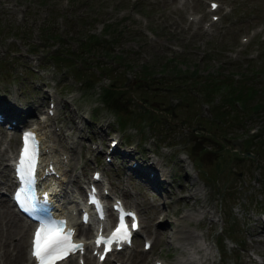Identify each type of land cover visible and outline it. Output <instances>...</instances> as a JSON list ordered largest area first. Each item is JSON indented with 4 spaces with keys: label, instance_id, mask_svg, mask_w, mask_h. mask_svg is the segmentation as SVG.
<instances>
[{
    "label": "rangeland",
    "instance_id": "obj_1",
    "mask_svg": "<svg viewBox=\"0 0 264 264\" xmlns=\"http://www.w3.org/2000/svg\"><path fill=\"white\" fill-rule=\"evenodd\" d=\"M15 1L20 4L26 3L19 17L13 14L18 12L17 9L13 13L7 11L0 15V88L7 87L17 98V104H21L29 98L42 101L40 85L35 84L34 81L40 83V76L36 74L43 71L49 81H55L54 84H49L56 95V118L62 122L67 133L69 128L73 130L72 146L68 149V166L76 169L84 161L82 153L90 151L84 147L88 145V139L84 138L87 124L84 119H81L80 113L89 115L91 109L92 112H97L93 119L100 121L102 126L110 117L108 126L126 129L124 125L121 127L122 124L117 117L114 118V111L122 119L124 113L129 114L130 109L133 108L135 112L131 114L137 131L128 132L129 140H135L136 135L139 134L143 143L141 146L153 148L159 157L162 150L158 144L173 143L172 148L175 151L182 148L189 152L199 165L198 178L207 185L210 184V191L204 197L208 203L212 204L210 207L204 205L203 209L209 211L210 216H216L218 210L223 215V229L216 235L219 249L222 251L218 264H252L249 250L263 253L264 259V223L259 218V213L264 212V164L259 165L253 161V158L242 156L229 148L235 135L241 136L240 132L244 131L245 126L251 121H256L259 128L264 127V106L252 105L257 97H264V63L261 65L262 68L254 72L250 70L252 60L248 61L247 67H240L238 64L240 58L235 60L227 58L221 50L228 47L230 42L237 43L236 35L241 31L239 20L236 21V14L229 12L226 18L218 20L214 26L212 24V28L209 29L212 34L204 35L208 42L204 46L205 52L202 55L193 52L195 46L193 44L199 38L197 33L193 32L189 35L184 33L178 37L184 46L177 54V60L181 63L178 64L167 58L161 48L163 39L178 35L170 31V28H176L174 12L181 11L178 0H172L173 8L169 12L167 0H68L62 9L59 8V0ZM221 1L227 2V0ZM248 2L249 7L256 11V18L264 17V0ZM129 4L132 5V9H127ZM132 12L143 14L146 24L153 32V37L146 38L138 28L141 24L131 16ZM78 17L80 20L76 21ZM123 17L127 19L122 20ZM109 18L114 19L110 22L113 28L112 33H109L106 27L103 31H107L113 40L104 43V47L107 48L108 54L112 55L115 52L113 59L99 57L96 53H99L100 48L96 47L91 56L84 60L67 56V64L65 62L58 67H49L50 64H45L48 61L47 54L57 55L61 51V48H57L49 53L46 52L49 41L45 40H48L50 35L53 37L49 39H53L60 33V39L65 42L64 47L69 50L83 31H86L88 27L93 29V21L103 22ZM262 26L264 29V21ZM69 30L73 34L71 37ZM94 32L98 31L94 30ZM109 36L105 34L102 37L107 39ZM157 40L160 42L158 43ZM22 45L28 51L24 56L18 53ZM262 45H264V39L257 37L255 42H249L247 49L259 48ZM37 47H41L46 53L38 59L37 63L32 64L28 55L34 54L33 51ZM249 50L253 51L252 48ZM37 51L43 53L39 48ZM96 58L99 62L95 61ZM91 62L96 63L99 68L96 76H93L94 70L87 66ZM79 65L81 67L77 72L81 71L80 76L84 80L82 87L74 79ZM32 67H37L35 74L29 71ZM196 68H200V71L196 72ZM231 70L241 73L236 87L239 88L242 109L240 110V106L237 109L231 102H222L217 112L218 116L214 115L216 109L213 106L210 107L208 117L199 114L196 116L197 100L210 98L212 90L206 91L211 81H216V76H221L222 78L217 82L218 88H226L227 86L220 81L228 79ZM87 71L89 74H86ZM101 73L104 78L100 77ZM96 78H99L97 83H95ZM201 79L204 80L203 83L200 82ZM244 80L246 85H242ZM121 81L124 82V86L119 84ZM43 84H47L46 79ZM248 92L250 95L247 94ZM178 93H182L181 99L176 98ZM168 94H170L169 98ZM134 96L145 101V109H140V104L133 99ZM66 99L69 103L65 101ZM105 100L106 110L104 105H100ZM32 106L33 104H30V107ZM66 106H74L77 111H70ZM247 111L249 117H243L242 115ZM232 113H236L234 118H231ZM197 119H199L198 122ZM145 121L150 122L151 126L143 129L142 123ZM79 124L81 126L78 127ZM192 125L197 126L192 127ZM7 144L10 145V142ZM1 146L0 144V158L4 156L1 155L4 154V148ZM241 146L240 150L249 148L264 161V129L253 139L243 141ZM191 163H193L192 160ZM254 164L259 167L258 184L248 180L250 169L255 166ZM0 168V186H5L6 173L3 172L1 162ZM175 168L176 163L166 169L175 173ZM184 178L187 179V176ZM192 179L198 183L195 177ZM113 183L115 184V181ZM175 184L172 185L174 189L178 185ZM180 187L184 189L186 185L181 184ZM131 200L134 201V199ZM157 200V196L153 197V192L147 191L134 201L141 216L143 234L151 233L153 227H156L151 218L154 217L156 210L163 209L158 205ZM194 200H196L195 197ZM166 204L167 202L165 206ZM170 206H174V203H170ZM193 212L197 215H187L178 219V231L175 235L179 248H170L166 241L167 224L162 222L163 224L158 227L160 235L159 233L154 235L148 250L132 251L131 264H150V257L158 253L161 257H166L168 264H190L183 263V260L192 258L195 254L193 250L203 245L202 239L209 252L202 246V258L198 256L193 264H205L206 261L211 263L212 260H208L212 254L206 235L207 230H204V227L207 229L210 225H206V220L200 212L194 210L191 213ZM198 216L202 218L199 223H194ZM195 231H198L199 235H196ZM146 257L149 258L146 260Z\"/></svg>",
    "mask_w": 264,
    "mask_h": 264
},
{
    "label": "snow or ice",
    "instance_id": "obj_2",
    "mask_svg": "<svg viewBox=\"0 0 264 264\" xmlns=\"http://www.w3.org/2000/svg\"><path fill=\"white\" fill-rule=\"evenodd\" d=\"M216 5H213L215 8ZM24 147L21 152V157L18 165V173L22 169H27V175L34 174V160L37 155L38 142L35 140V134L28 132L24 134ZM23 178V177H22ZM99 174H97V179ZM20 199V193H17V200ZM90 203L97 206L98 212L101 214V219L104 218L103 206L100 205L95 196V189L90 194ZM117 210L120 212V222L110 236H98L96 244L99 247L104 245V252L100 255V260L103 261L105 255L112 250V246L119 245L123 242H130L131 231L138 227L135 219V213L126 212L123 206L117 203ZM126 217L132 218L131 228H129ZM85 222H88V216L85 214ZM66 221L63 220H48L39 221V227L36 229L32 241L31 255L35 258L37 264H59L60 261L67 259L71 254L80 251L83 252L84 244L75 243L73 237L74 230L68 229L65 231Z\"/></svg>",
    "mask_w": 264,
    "mask_h": 264
},
{
    "label": "bare ground",
    "instance_id": "obj_3",
    "mask_svg": "<svg viewBox=\"0 0 264 264\" xmlns=\"http://www.w3.org/2000/svg\"><path fill=\"white\" fill-rule=\"evenodd\" d=\"M43 143H47L46 147L50 149L53 147L49 141L44 140ZM185 176H187L186 173ZM24 240V223L12 212L8 204L0 198V251L3 254L1 261L7 264H19L20 249Z\"/></svg>",
    "mask_w": 264,
    "mask_h": 264
},
{
    "label": "trees",
    "instance_id": "obj_4",
    "mask_svg": "<svg viewBox=\"0 0 264 264\" xmlns=\"http://www.w3.org/2000/svg\"><path fill=\"white\" fill-rule=\"evenodd\" d=\"M230 98H231V95H230V93H228V96H227L226 100H227V101H230ZM263 129H264V128H263Z\"/></svg>",
    "mask_w": 264,
    "mask_h": 264
},
{
    "label": "water",
    "instance_id": "obj_5",
    "mask_svg": "<svg viewBox=\"0 0 264 264\" xmlns=\"http://www.w3.org/2000/svg\"><path fill=\"white\" fill-rule=\"evenodd\" d=\"M236 149L238 148V144L236 145V147H235Z\"/></svg>",
    "mask_w": 264,
    "mask_h": 264
}]
</instances>
